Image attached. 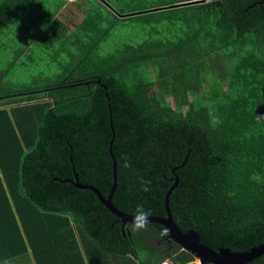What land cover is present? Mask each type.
I'll use <instances>...</instances> for the list:
<instances>
[{
  "label": "trees",
  "instance_id": "16d2710c",
  "mask_svg": "<svg viewBox=\"0 0 264 264\" xmlns=\"http://www.w3.org/2000/svg\"><path fill=\"white\" fill-rule=\"evenodd\" d=\"M31 1L40 0H1L2 33ZM87 2L100 10V31L83 29L72 54L66 45L46 65L72 72L0 94V261L23 253L25 238L38 264H192L165 226L122 227L75 185L110 192L112 129L119 210L143 204L166 216L174 186L172 219L201 243L234 252L264 244V0ZM246 264H264V253Z\"/></svg>",
  "mask_w": 264,
  "mask_h": 264
},
{
  "label": "crops",
  "instance_id": "0c3cea01",
  "mask_svg": "<svg viewBox=\"0 0 264 264\" xmlns=\"http://www.w3.org/2000/svg\"><path fill=\"white\" fill-rule=\"evenodd\" d=\"M88 9L94 10L96 14H87ZM98 11L100 10H98L95 5L89 4L87 0L31 1L27 9L10 23L9 26L3 27L4 31L9 29L10 26H14V29L17 26H29L28 29H32L31 36L26 43H17L18 58L13 61V65L19 67V63L23 60L22 56L25 54L24 51L29 47H36L40 57L37 59L33 58L32 55L28 56V61L23 60L24 64L21 65V69H28L34 66L39 68L42 65H45V68L46 65L50 63L55 53L61 51L66 45H68L67 49L69 55L72 54L75 47L78 48V44L75 42L77 40L80 42L79 36L81 33L83 36L86 35L85 32L82 31L83 29L91 30L92 33L100 31L103 25L101 20L97 23L96 15ZM81 26L84 27L81 28ZM72 33H75L76 39L75 41H68ZM11 42L12 41H6L3 43L1 41L0 44L1 46H8ZM67 49L63 51L65 54ZM11 105L12 104L8 105V107ZM196 259L198 260V258ZM163 261L159 264H167ZM5 262H7V260H1L0 264H5ZM20 264H22V262ZM32 264H38L34 257Z\"/></svg>",
  "mask_w": 264,
  "mask_h": 264
},
{
  "label": "rangeland",
  "instance_id": "374dc122",
  "mask_svg": "<svg viewBox=\"0 0 264 264\" xmlns=\"http://www.w3.org/2000/svg\"><path fill=\"white\" fill-rule=\"evenodd\" d=\"M43 2H49L51 0H41ZM29 26H17L14 29V26H10L9 29L5 30L4 33L0 31V42L2 41L3 43L8 41H12L10 45L8 46H1L0 44V94L17 90L18 88L21 87H26L29 84H35V85H48L51 83H55L56 81H59L62 73H65V75L71 71V66L66 67V70H63L59 68L56 64L55 66L52 65L51 67H45V65H42L39 68H36L37 66L30 67L28 69H21V65L24 64L23 60L28 61L27 57L28 56H33V58H39L40 54L36 50V47H29L25 48L26 51H24V55L22 56L19 67H15L13 63L11 62L14 61L18 49H17V43H26L30 36L32 29H28ZM117 32V28L115 29ZM133 32V29L129 26L125 29V34L131 35ZM112 35L108 37V40L111 38ZM113 37V36H112ZM113 41V40H112ZM112 41L110 43H112ZM117 41V39H115ZM113 46H110L108 49H112ZM26 55V56H25ZM69 59L66 57V54L62 52V55L58 57L59 60H62L65 62V60ZM44 68V69H43ZM42 70L44 74L42 73ZM52 71L51 74L49 72ZM72 72V71H71ZM41 96H36L35 100H43V98H40ZM10 98V97H9ZM14 100L18 101V104H20V101L26 100L25 96H17V99L14 97ZM28 100V99H27ZM170 100V98H169ZM33 103V101H31ZM26 103V101H23L22 104ZM6 108H8L7 105H5ZM14 217H16L18 214L15 210L14 207H12ZM24 244H25V251L22 253H19L15 256H11L7 258V262L5 264H32L33 262V256H32V251H31V246L27 243L25 238H23ZM199 260H195L194 262L198 263ZM119 264H121L122 260H119ZM163 262H166L167 264H173L169 259H164ZM165 264V263H164Z\"/></svg>",
  "mask_w": 264,
  "mask_h": 264
},
{
  "label": "water",
  "instance_id": "95a60500",
  "mask_svg": "<svg viewBox=\"0 0 264 264\" xmlns=\"http://www.w3.org/2000/svg\"><path fill=\"white\" fill-rule=\"evenodd\" d=\"M193 1H187L182 3H177L172 6H180L185 4H190ZM112 129V124H111ZM114 138V131L112 129V138L109 141L108 151L113 160L112 165V175L113 182L110 189V192L107 196H104L96 187L89 184H83L75 182V185L79 188H88L92 190L102 202V204L108 208L110 212L116 215L123 224L126 222L131 223L132 216L129 213L123 212L119 210L112 203V195L116 188V160L114 158V154L112 152V142ZM174 186H172L165 195L164 205L166 209V216L158 217V216H149V222H155L158 224H162L169 231V237L173 239L175 242L180 244L183 248L193 253L201 264H246L250 262L254 257L264 253V244L254 246L243 252H234L228 248H216L212 249L204 243L200 242V237L197 232L188 230L183 231L179 228L177 223L172 219L169 206H168V197Z\"/></svg>",
  "mask_w": 264,
  "mask_h": 264
},
{
  "label": "clouds",
  "instance_id": "9594fccd",
  "mask_svg": "<svg viewBox=\"0 0 264 264\" xmlns=\"http://www.w3.org/2000/svg\"><path fill=\"white\" fill-rule=\"evenodd\" d=\"M264 116H257V118H262ZM121 167L130 168L131 164L127 156H123L121 160ZM252 180L256 182H261L262 178L258 173H254L251 177ZM150 181L141 180L140 190L143 192L150 191ZM151 215V210L146 209L143 204H137L135 209L133 210L131 216V231L139 232L145 230L149 224L148 217ZM164 234L167 235V230L164 231Z\"/></svg>",
  "mask_w": 264,
  "mask_h": 264
},
{
  "label": "flooded vegetation",
  "instance_id": "af4514ba",
  "mask_svg": "<svg viewBox=\"0 0 264 264\" xmlns=\"http://www.w3.org/2000/svg\"><path fill=\"white\" fill-rule=\"evenodd\" d=\"M126 223H130V222H126ZM126 223H125V224H126ZM125 224L122 223V227H123ZM160 238H161V237H159V238H155V237H154V239L151 238V241H152V242H150V243H152V244H155V243H156L157 246L166 249V248H167V245H166V244H167V243H170L169 239H168L167 237H165V239H164L165 241H162ZM182 249H183V247H182ZM196 258H197V257L195 256V259H194V260H196Z\"/></svg>",
  "mask_w": 264,
  "mask_h": 264
},
{
  "label": "built area",
  "instance_id": "2783aa9c",
  "mask_svg": "<svg viewBox=\"0 0 264 264\" xmlns=\"http://www.w3.org/2000/svg\"><path fill=\"white\" fill-rule=\"evenodd\" d=\"M192 264H201V262H200V261H198V263H196V262H194V261H193V262H192Z\"/></svg>",
  "mask_w": 264,
  "mask_h": 264
}]
</instances>
